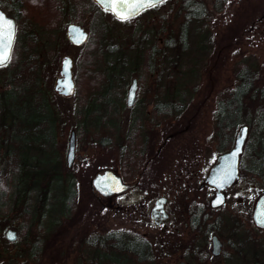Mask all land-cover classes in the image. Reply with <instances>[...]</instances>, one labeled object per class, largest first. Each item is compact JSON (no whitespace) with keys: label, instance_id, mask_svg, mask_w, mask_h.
Masks as SVG:
<instances>
[{"label":"rangeland","instance_id":"rangeland-1","mask_svg":"<svg viewBox=\"0 0 264 264\" xmlns=\"http://www.w3.org/2000/svg\"><path fill=\"white\" fill-rule=\"evenodd\" d=\"M197 1L204 2L209 17L190 22L189 46L184 51L175 42L185 20L183 0H166L125 20L94 7L90 0L23 1L18 44L11 61L0 65V92L9 80L16 79L18 69L30 77L31 84L39 81L41 92L55 108V128L45 130L55 134V138L46 146L48 150L34 145L29 148L31 156H39L25 161V174L29 178L31 175L49 178L58 170L66 180L73 179L75 194L67 214L62 210V193L53 192L43 210L39 207L43 201L39 194L35 199L39 211L36 219H27L23 205L10 202L14 159L7 151L12 144L11 128L3 125L0 115V181L7 185L1 188L7 200L0 212V264H105L100 261L97 245H88L96 235L114 230L139 233L151 241L154 259L142 264H254L255 261L264 264V229L256 227L252 218L254 202L264 189V176L251 170V157L242 153L241 176L227 189V203L218 210L203 211L202 207L196 210L195 189L200 181L196 183L186 174V170L199 163L196 148L203 143L218 142L215 138L218 100L239 83L244 65L250 66V76L256 78V88L246 99L249 112L253 113L261 101L264 103V99L258 98L264 87V0H223L221 9L215 7L219 0ZM70 22L88 27L93 39L82 45L72 43L67 33ZM103 31L106 44L102 41ZM170 39L176 44L167 47ZM108 42L113 49L135 60L139 58L133 71L128 70V77L116 78L113 89L115 93L124 90L126 97L132 78L137 77L140 86L137 102L126 106L124 97L125 106L120 105V111L109 105L100 124L93 125L95 112L90 115L93 123L85 125V116L79 108L87 104L86 91L99 87L98 82L107 84V64L100 52L107 51ZM153 46L156 56L151 60ZM67 55L74 59L78 84L76 93L70 96L61 95L55 88ZM181 95L184 97L181 110L151 116L146 133L141 137L138 131L133 134L131 140L135 141L136 150L142 146L139 144L145 135L151 143L150 150L157 151L156 157L146 163L138 155L140 150L134 154L135 148L129 147L132 125L148 118H139L134 111L154 113L157 110L154 103L159 99L180 105ZM72 130L76 132V154L69 165L67 153ZM251 135L249 127L245 146ZM164 141L168 144L160 149ZM183 146L191 148L189 157L182 158L179 154ZM43 156L50 159L48 163ZM211 161L208 158L201 163L204 170ZM107 168L123 175L131 173L133 179L140 180L120 196L105 197L92 189L91 180ZM163 194L169 196L166 231L151 216ZM203 195L202 192L198 196L200 200ZM99 196L105 197L104 201ZM210 196L208 193L206 199ZM198 220L210 222L213 232L223 239L221 254L209 252L203 258L192 249L197 226L192 222ZM8 229L15 230V240L6 237ZM80 244H84L82 248ZM35 245L39 253L32 251ZM126 264L139 263L128 255Z\"/></svg>","mask_w":264,"mask_h":264},{"label":"trees","instance_id":"trees-1","mask_svg":"<svg viewBox=\"0 0 264 264\" xmlns=\"http://www.w3.org/2000/svg\"><path fill=\"white\" fill-rule=\"evenodd\" d=\"M183 1L182 7L185 9V20L181 25L178 38L175 39V42L181 44L182 51L189 46L190 22L209 17L207 9L203 5V1ZM222 2L224 1H216L215 7L221 9ZM102 34V41L104 40L106 44V33L103 31ZM18 41L19 32L16 45ZM175 44L176 43L170 39L168 40L167 47H172ZM99 50H101V48H99ZM150 51L152 60L156 56V48L153 46ZM100 54L107 64V84L103 86V92L113 93V89H115L116 85L114 84L116 78L128 77V70L133 71L132 67L138 63L137 60H139V58L137 57L135 60L128 54L113 49L109 42L107 51L103 50ZM26 76L27 75L23 74V72L18 69L17 75L15 76L16 79L9 80L10 82L7 83L8 85L0 92V115L3 117V125L11 128L10 138L12 144L8 147L7 152L11 154L14 159V176L12 177L13 179L11 178L12 180H10V182H12L11 193L9 195L10 202L13 204L19 202V204L23 205V212L28 216L27 219H36L35 215L38 214L39 211L36 209L35 205L36 200L39 198V194L43 199L39 207L43 210L42 207H46L48 199H50L52 193L56 191L62 193V210L64 214H67L70 209L69 203L75 194L73 179H67L69 180L67 181L63 175H60L58 170H56L54 176L49 178H35L33 175L29 178L28 175L25 174V161L27 159L29 160V158L35 159V157L39 156V154L31 156L28 152L29 148H32L34 145L39 146V148L42 146L41 149L48 150L46 146L52 143L55 134H48L45 130L47 128H55L57 117L54 106L50 104V99L44 92H41L39 81L34 80L35 83L31 84L30 77L27 78ZM239 76L240 81L232 92L222 96V98L218 100L215 110V138H217L219 142H227V149H229L233 146L241 125L248 124L252 129V135L245 146L243 154L251 157V170L264 176V103L261 101L259 105L255 107L253 113L249 112L250 107L249 104L246 103V99L252 96L251 94L256 88V83L254 81L256 78L250 76L249 65L243 66ZM258 98L260 100L264 99V87L261 88ZM86 100L87 104L79 108V112L85 116V125L89 123L91 125L93 121V125L100 124L99 121L106 117L101 116L108 113V106L110 105V108H114V110L117 109L118 106L117 101L109 100L108 98L96 99L88 97ZM179 100L183 102V95L180 96ZM157 105L161 107L163 111L169 113L172 110H181L184 106V102L177 105L175 102L167 99L166 101H159ZM95 112L97 116H94L95 118L93 117L92 119L90 115ZM49 115H51V117ZM113 117L116 118V116ZM91 119L93 120L92 122H90ZM118 121L119 120H117L116 123H118ZM43 158V161H46V163L50 160L46 156H43ZM138 165L139 163H137V166ZM243 168L244 166L241 164L242 171ZM130 174L131 173H124L127 179L132 178ZM3 187H7V185H0V212L6 205L5 199L7 197V194L1 189ZM41 215H43V213H40V216ZM81 245L82 244H80V247ZM96 245L97 251H100V261L105 264H126L128 255H132V258L139 264L152 262L154 259L151 241L139 233L127 232L124 230L109 231L107 234H102L101 236L96 235L93 242H91L88 247ZM32 251H36V253L40 252L38 248L36 249V245L32 247ZM254 264L263 263L255 261Z\"/></svg>","mask_w":264,"mask_h":264},{"label":"flooded vegetation","instance_id":"flooded-vegetation-1","mask_svg":"<svg viewBox=\"0 0 264 264\" xmlns=\"http://www.w3.org/2000/svg\"><path fill=\"white\" fill-rule=\"evenodd\" d=\"M23 1L24 0H0V8L7 15L13 17L15 19V21H16L15 45H16V42H17L18 32H19V29H20V18L22 16V12H23V8H24V2ZM90 1L92 2V5L94 7L98 8V9H100L102 11H107L96 0H90ZM159 4H156V5L151 6V7L153 8V7H155V6L159 5ZM151 7H149V8H151ZM116 18H118V17H116ZM119 19L125 20V19H122V18H119ZM70 23H72V22H70ZM69 24H68V26H69ZM78 24H81V23H78ZM99 25L102 26V23H99ZM81 26H83L88 31V37H87L86 41H84L82 43V44H85V43L88 42V40H92L93 39V35H92V31L88 27H86L83 24H81ZM101 29H102V27H101ZM68 37H69V34H68ZM69 39H70V37H69ZM82 44H75V45H82ZM72 60H73L72 73H73V79H74V82H75V90L71 94H64L60 90V89H62L64 87L61 86V88L58 89L56 87V84H55V88L57 89V91L61 95H65V96L73 95V94L76 93V91L78 89V87H77L78 84H77V80H76V72H75V62H74L73 58H72ZM61 76H62V73L60 72V75L57 77V79L59 77H61ZM57 79H56V83H57ZM134 79H136L137 88H136L135 98H134L132 104H129L128 101H127L128 91H129V87H130L131 84L127 88L126 97H125V91L124 90H123V92H119V93L118 92H116V93L115 92H113V93H105V92H103V82L96 83L99 87H96V88H93L91 90H88L84 94L86 95V97H91V98L93 97V98H96V99H102V98H106L107 99L108 98L109 100H115V101L118 102L117 109H115V110H119L120 111V105H122V107L125 106V104H126V106H129V107L136 105L137 94H138L140 86H139V79L137 77H133L132 78V82H133ZM114 84H116V82ZM124 97H125V104L123 105L122 104V102H123L122 100H123ZM166 100L167 99H164V101H166ZM159 101H162V99H159V100H157L154 103V107H155V109H157V110L154 111V113H152V111L148 112V113H145L144 111H141V109H139V110L137 109V110L134 111V112H136V114H134L135 116H138L139 118H141V116H143V117L145 116V117H148V118H143L142 121H140L141 123H139L137 125H132L133 128H132V130H130V140H129V146L130 147L132 146V147L135 148V146H134L135 141L131 140V139H133L132 136H133V134L135 132H137V131L140 132L139 137H141V134H144V132L146 133L147 125L149 124V127H150L151 116H153V117L158 116V115L163 116L164 114H166V111H163L161 109V107L156 106ZM131 133H132V135H131ZM143 138L145 140L142 142V144H139V145H142L140 147V149L136 150V148H135L132 152L134 154L135 153L138 154V152L140 150L139 153H141V154H138V155L142 156L141 159L144 160L146 163H148V161L151 158L154 159L156 157L157 151L154 148H152L150 150L149 146H150L151 143L149 144L147 142V139H146L145 135H143ZM167 144H168L167 141H164L162 143V145L160 146V149H162L165 146H167ZM205 145H207V146L210 145V146H209V148L206 149L207 146H205ZM137 147H139V146H137ZM190 149H191L190 147L183 146V147L180 148L181 151L179 152V154L182 156V158H186L187 156L189 157L188 154L190 152ZM135 150H136V152H135ZM226 151H227V142H219V141L216 142V145H215V142L214 143L208 142V143H205V144L203 143L202 145L198 146L196 148V150H195L196 155H198V157H199V159H198L199 163L197 161L196 162V166L194 165V167H192L191 169L186 170V174H189V177L191 179L193 178L196 181V183L198 181H200V183H198L199 185L198 186L196 185L197 188L195 190H196V194L197 195L194 198V199H197V204H196L197 205V207H196L197 211H199L201 209V207H202L203 211H205L207 209L218 210V209H221L227 203V187H225L223 189H220L217 186V184L211 183L209 181V175L215 170V166L220 162L222 154H224ZM208 158L211 159L212 161H211V164L208 166V169L204 170V168H203L204 165L201 164V163L205 162V159H208ZM117 173L120 174L123 177V180L125 182L130 183L131 186L128 187L127 189L121 191V192H115L111 196H114V195L120 196V195H122L123 193H125V192L129 191L130 189H132L133 187H135L138 184L139 180H140L139 177H136L135 179H133V178L127 179L125 177V175H123L122 173H120L118 171H117ZM193 179H192V181H193ZM187 183H189V180H187ZM95 192H97V191H95ZM202 192L205 195H203V199L200 200L198 196L201 195ZM219 192L220 193L224 192L225 201L221 205L213 206L212 205V201H213V199L216 197V195ZM208 193H209V195L211 194V196H210V198L206 199ZM161 196H165L166 200L164 201V203L161 206H159L157 208H154V207L152 208V215L151 216L154 218L156 224L162 223L164 225L163 229H164V231H166L167 221H168V219L170 217V213L166 209V205L169 202V196H167L165 194H163ZM100 198H101L102 201H104L105 197L103 198V196H102ZM105 201H107V200H105ZM207 211H209V210H207ZM192 224H194V225L197 224L196 230L194 231L196 233V237L194 239V242L192 243L193 244L192 245L193 246L192 249L196 252V254H198L199 256H202L203 258H205V256L208 255L209 252H211V254H215V255L221 254L222 251H223L225 242L217 234L218 232H213L214 229L212 228V225L210 224V222H208V221H199L198 220V221H193ZM209 225L211 227H209ZM214 235H216L218 237V242H219V246H220L219 247L220 251L218 253H214V248H215L214 242H213ZM210 239H211V241H210ZM210 245H211V248L209 247Z\"/></svg>","mask_w":264,"mask_h":264},{"label":"water","instance_id":"water-1","mask_svg":"<svg viewBox=\"0 0 264 264\" xmlns=\"http://www.w3.org/2000/svg\"><path fill=\"white\" fill-rule=\"evenodd\" d=\"M103 8L111 10L117 17L121 18L119 15L120 12H123L127 15L131 12L130 17L138 14L142 10L155 5L157 3L149 5L148 3H142L135 7L133 10V5L135 0H127V3L124 0H96ZM163 1V0H162ZM159 3V2H158ZM68 34L70 40L75 44H82L86 41L88 37V31L81 26V24L72 22L68 26ZM16 36V21L13 17L7 15L0 8V53L7 54L10 51V56L3 63H7L12 55L13 44ZM0 64V65H3ZM73 60L71 56H66L62 62L61 73L62 76L57 79L56 87L58 89L63 86L64 88L60 89L64 94H71L75 90V82L73 79L72 73ZM137 83L136 79L133 80L129 87L127 101L129 104L133 103L136 94ZM249 125L244 124L240 127L239 132L237 133L234 141V146L222 154L220 162L215 166V170L209 175V181L211 183L217 184L220 189L225 187L229 188L232 186L237 179L240 177V159L241 154L244 150V146L248 137ZM76 154V132L75 130L71 131L69 137V148L67 153L68 164L71 165ZM92 189L98 191L104 196H110L115 192H121L131 186L130 183L125 182L123 177L117 173L114 169H104L95 174L91 180ZM166 200L165 196H161L157 199L156 205L154 208L161 206ZM225 194L224 192H219L212 201L213 206H218L224 203ZM252 217L254 223L264 228V192L261 193L255 200ZM6 236L9 240L16 239L15 230L8 229ZM214 253L220 251V246L218 242V237L214 235Z\"/></svg>","mask_w":264,"mask_h":264},{"label":"snow or ice","instance_id":"snow-or-ice-1","mask_svg":"<svg viewBox=\"0 0 264 264\" xmlns=\"http://www.w3.org/2000/svg\"><path fill=\"white\" fill-rule=\"evenodd\" d=\"M124 2L127 3V0H124ZM145 2L151 5L154 3L162 2V0H135V4L133 5V10L135 9L136 6ZM119 15L121 16L122 19H128L130 18L131 12H129L127 15H125L123 12H120ZM9 56H10V51H8L7 54L0 53V64H3L8 59ZM262 223H264V221H262Z\"/></svg>","mask_w":264,"mask_h":264}]
</instances>
